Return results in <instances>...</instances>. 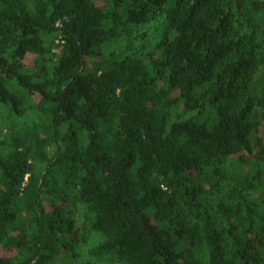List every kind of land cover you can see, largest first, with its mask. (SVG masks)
<instances>
[{
  "label": "trees",
  "instance_id": "obj_1",
  "mask_svg": "<svg viewBox=\"0 0 264 264\" xmlns=\"http://www.w3.org/2000/svg\"><path fill=\"white\" fill-rule=\"evenodd\" d=\"M0 264H264V0H0Z\"/></svg>",
  "mask_w": 264,
  "mask_h": 264
}]
</instances>
